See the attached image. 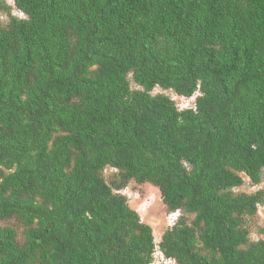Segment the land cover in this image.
<instances>
[{
  "label": "trees",
  "instance_id": "obj_1",
  "mask_svg": "<svg viewBox=\"0 0 264 264\" xmlns=\"http://www.w3.org/2000/svg\"><path fill=\"white\" fill-rule=\"evenodd\" d=\"M2 14L0 264H150L155 249L264 264V223L256 240L245 225L264 188L232 189L264 179V0H0ZM131 181L181 211L158 243L120 193Z\"/></svg>",
  "mask_w": 264,
  "mask_h": 264
},
{
  "label": "rangeland",
  "instance_id": "obj_2",
  "mask_svg": "<svg viewBox=\"0 0 264 264\" xmlns=\"http://www.w3.org/2000/svg\"><path fill=\"white\" fill-rule=\"evenodd\" d=\"M12 14L22 18L26 17L25 14L20 13L16 9H13ZM0 17L4 19L5 22L6 16L2 14ZM183 105H186V103H183ZM112 172L113 169L108 167L104 170V175L108 176ZM245 181H247V179ZM257 188H264V179L258 185L251 186L248 185L247 182H245V184H243L241 187L233 188V190H245L246 192H252ZM120 193H122L126 197L129 206L137 211L141 221L151 226L155 243H158L160 241L161 235L163 234L164 230L170 227L181 214V211L175 213H171V211H168L161 200L158 188L148 182L137 184L134 181H131L127 184L126 187L120 190ZM185 216L188 222L193 218L191 214H186ZM263 223L264 207L258 206L256 215L252 217H246L245 225L249 230L250 239L256 240L257 238L261 237V235L258 234L257 229ZM6 224H10L15 227L18 226L16 222L11 220L6 221ZM152 262L156 264H174L172 260L164 257L158 249H155V251L153 252Z\"/></svg>",
  "mask_w": 264,
  "mask_h": 264
},
{
  "label": "clouds",
  "instance_id": "obj_3",
  "mask_svg": "<svg viewBox=\"0 0 264 264\" xmlns=\"http://www.w3.org/2000/svg\"><path fill=\"white\" fill-rule=\"evenodd\" d=\"M5 2L8 3L9 5H13L14 0H5ZM13 9H12V11H13ZM19 12L22 13L21 11H19ZM155 91H157V89H155ZM165 94L168 96V99L173 102V104L177 110L187 109V108H190V106L192 105L194 96L186 97L183 94H179V93L175 92L173 89L165 91ZM183 103H186V105H183ZM252 186H255V185H252ZM175 212H179V209H177L171 213H175ZM168 259L172 260V262L175 264V262L172 258H168ZM152 263L156 264L154 262H152ZM152 263H150V264H152Z\"/></svg>",
  "mask_w": 264,
  "mask_h": 264
},
{
  "label": "built area",
  "instance_id": "obj_4",
  "mask_svg": "<svg viewBox=\"0 0 264 264\" xmlns=\"http://www.w3.org/2000/svg\"><path fill=\"white\" fill-rule=\"evenodd\" d=\"M153 264V263H152Z\"/></svg>",
  "mask_w": 264,
  "mask_h": 264
}]
</instances>
